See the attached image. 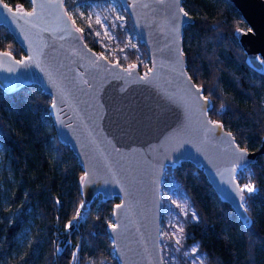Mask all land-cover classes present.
<instances>
[{"label":"water","instance_id":"obj_1","mask_svg":"<svg viewBox=\"0 0 264 264\" xmlns=\"http://www.w3.org/2000/svg\"><path fill=\"white\" fill-rule=\"evenodd\" d=\"M28 1L24 9L0 0V25L23 51L15 57L0 49V88L10 92L35 84L50 96L47 108L56 138L76 156L82 176L89 174L80 181V209L96 196L117 198L107 233L118 264H163L160 187L166 167L180 161L201 169L218 198L246 225L243 217L249 216L237 195L236 174L264 154V136L257 149L249 150L219 121L222 127L211 123L216 120L208 114L209 99L201 98L206 108L198 109L195 88L189 91L198 85L187 71L181 38L192 18L179 12L181 0H127L130 6L123 9L149 58L144 71L89 46L63 0ZM228 1L246 24L237 42L247 59L264 60V0ZM26 57L31 61L17 63ZM237 146L245 150L243 160H237Z\"/></svg>","mask_w":264,"mask_h":264},{"label":"trees","instance_id":"obj_2","mask_svg":"<svg viewBox=\"0 0 264 264\" xmlns=\"http://www.w3.org/2000/svg\"><path fill=\"white\" fill-rule=\"evenodd\" d=\"M4 1L30 7L28 0ZM79 1L85 0H63L66 12ZM181 5L192 18L181 33L186 68L210 101L209 116L239 145L257 149L264 136V64L248 60L237 42V29H245V22L228 0H181ZM123 13L124 25L112 27L118 46L106 50V57L144 71L148 66L135 62L149 60L147 51L136 37L135 48L125 45L126 30L133 33V27ZM80 32L89 46L103 50L91 27ZM0 49L15 57L23 53L1 25ZM49 102L35 84L10 92L0 88V264H118L107 233L117 198L96 196L80 209L82 169L56 138ZM236 179L241 188L252 184L256 189L243 192L251 220L246 225L218 198L201 169L188 161L166 167L162 186L182 191L196 214L181 217L179 249L194 246L202 264H264V154L239 170ZM161 198L166 200L165 193ZM161 254L166 258L162 244ZM179 264L190 262L185 258Z\"/></svg>","mask_w":264,"mask_h":264},{"label":"rangeland","instance_id":"obj_3","mask_svg":"<svg viewBox=\"0 0 264 264\" xmlns=\"http://www.w3.org/2000/svg\"><path fill=\"white\" fill-rule=\"evenodd\" d=\"M123 10L124 9L120 7L115 0H85L75 3L67 12L79 29L86 31L87 27H91L95 34L97 32L100 33L99 36L96 35L98 39L102 41L103 50L100 53L106 56V50L114 52L118 46L112 31V25H124ZM117 15L122 16L123 20H117ZM97 18L102 21L103 26L96 23ZM105 30L111 35V39L105 35ZM135 37L134 30L133 33L126 30L124 37L125 45L127 46L130 43L135 45ZM135 63L149 67L148 59L140 57L139 63ZM162 193L166 195V200L164 202H162L161 198L162 214L159 233L160 248L162 244L166 249V258H163V264H179V260L185 258L190 264H202L201 255L192 251V249L195 248L194 246L180 250V243H177V238L173 236V233L176 232L181 240V235L178 232V229L181 227V217H183L186 212L193 214L192 207L188 203L187 197L182 191H178L174 185L165 188L161 183L160 194ZM173 201H175V203H173ZM197 257H199V259H197Z\"/></svg>","mask_w":264,"mask_h":264},{"label":"snow or ice","instance_id":"obj_4","mask_svg":"<svg viewBox=\"0 0 264 264\" xmlns=\"http://www.w3.org/2000/svg\"><path fill=\"white\" fill-rule=\"evenodd\" d=\"M115 2L118 3V4L120 5V7L124 8V9H127V7L130 6V5L127 3V0H115ZM175 2H176L177 4H179V3H180V0H175ZM17 11L19 12L20 9L18 8ZM179 12H182V13H183V16H185V17L188 16V13L185 12V11L183 10V8H180V9H179ZM29 15H31V14H29ZM116 19H117V20H123V17L117 15ZM176 21H177V23H176V27L174 28V31L178 34V33H179V24H180L179 16L176 17ZM96 23L102 25V21H101L99 18H97ZM102 26H103V25H102ZM112 27H116V25L113 24ZM78 31H83V30H82V29H78ZM252 31H253V30H252L251 27H249V28L247 29V32H252ZM237 33H238V34H245L243 29H237ZM96 35L99 36L100 33L97 32ZM105 35H107L109 39L112 38L111 35L107 32V30H105ZM127 46H128V47H132V48H135V47H136V45L131 44V43H130L129 45H127ZM7 55H10V53H8ZM179 55H182V53H179V52H178V57H179ZM31 59H32L31 57H26V58L23 59V60H19V61H17V63H19V64H21V65H24L26 60H27V61H31ZM178 62H180V63H181V66H183V62L180 61L179 58H178ZM260 63H261V64H264V60H261ZM130 68H135V65H131ZM10 71H11V70H10ZM151 71H152V69H149V72H148V73H145V76L142 77V79H147V77H148L149 73H151ZM182 74H183V73H182ZM190 79H191L190 77L187 78V80H190ZM85 83H87V81H85ZM192 88H195V92H192V95H193V98L195 99L196 105H197L198 109H199L201 112H203V111L205 110L206 106H205V105H201V104L199 103V101H200L201 98H202L203 100L207 101V100H208V97L202 95V93L200 92V88H199V86L190 85V86H189V91H192ZM53 104H55L54 101H53ZM221 108H224V105H221ZM211 123L214 124V125H217V126L222 127V125H219V123H218L217 121H212ZM227 135H228L229 137H231V133H228ZM233 140H234V138H233ZM0 151H2V148H0ZM244 153H245V150H244V149H239L238 146H237V160H243V159H244ZM234 170H235V164L233 165V171H234ZM88 175H89V174H88L87 172H85L84 176L81 177V182H82V183H84V182L88 179ZM245 189H246L249 193H252V192L256 191L255 187H254L252 184H245L242 188H238L237 195L239 196V199H240L241 202L244 201L243 192H244ZM173 203H175V201H173ZM241 206H243V203L241 204ZM116 207L119 209V208L121 207V205H120V204H117ZM247 211H248V209H247V208H244V212L246 213ZM77 214L79 215V213H77ZM192 215H193V218L196 217V214H195V213H193ZM74 219H75V218H74ZM243 219L245 220V222H247V223H251L250 218H248L246 215L243 217ZM72 223H73V221H69V226H71ZM112 227L115 228L116 225H112ZM178 232H179V234L182 235V234H183V228L180 227V228L178 229ZM173 236L177 238V243H180V236H178L176 232L173 233ZM77 250H79V246H77ZM57 251H60V249L57 248ZM192 251H193V252H196V248H193ZM72 255H73V259L75 260V259L77 258V253H76V252H73ZM197 259H199V257H197Z\"/></svg>","mask_w":264,"mask_h":264}]
</instances>
